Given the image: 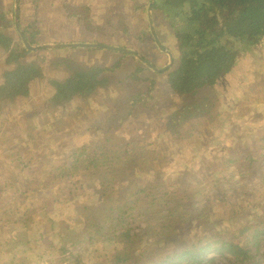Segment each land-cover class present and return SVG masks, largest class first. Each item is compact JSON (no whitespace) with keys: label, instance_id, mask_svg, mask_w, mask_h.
<instances>
[{"label":"rangeland","instance_id":"obj_1","mask_svg":"<svg viewBox=\"0 0 264 264\" xmlns=\"http://www.w3.org/2000/svg\"><path fill=\"white\" fill-rule=\"evenodd\" d=\"M15 4L16 0H0V12L7 13L6 19L10 24L15 18ZM18 4L24 22L32 19L30 24H35V32H40L49 45L94 42L91 44L135 52L158 69L169 65V57L159 51L150 34L146 13L134 7V4L145 6L146 0H18ZM83 8L88 12L78 16ZM153 15L158 38L173 53L176 65L178 57L173 33L168 24L163 23L161 18L155 19V13ZM8 33L19 41L15 27L8 28ZM92 50L39 52V62L48 80L35 82L31 97L20 99L11 107L12 110H0V264H63L58 259L40 258L42 252L34 246L38 238L36 234L44 229L46 219L42 207L44 200L40 196L45 189L40 185L50 182L60 172L59 164L67 159L72 150L91 141L116 143L120 138H129L130 143L134 141L132 143L148 146L159 139L156 145L149 148L155 156L153 162L164 167L155 177L165 182H179L182 187L193 191L194 203L198 204L206 221L192 223L190 232H201L213 221L220 220L224 224L218 227L228 228L263 215L264 183L253 181L255 177L261 179V174L264 175L261 160L251 166H247L248 162L242 171L236 168L221 171L212 165L232 154L241 155L247 151L259 154L264 160V151H260L264 147V50L248 55L214 89H206L184 100L174 96L175 101L171 99L170 103H164L162 107L165 108L156 112L146 109L144 104L136 110L128 105L121 111L119 109L131 96V87L142 86L139 82L145 79L155 80L157 91L163 92L161 96L165 97L167 74L142 69L137 83L133 80L124 83L123 80L136 71L138 60L133 56L124 60L116 56L123 53ZM37 57L34 55L26 62L35 61ZM4 59L0 50V84L1 73L5 69ZM119 62L122 67L108 74L112 81L109 88L94 92L87 99V104L77 101L53 113L41 108L46 99L55 93L50 81L66 78L65 71L55 65L64 63L79 74L91 67L109 69ZM137 86V91L143 89ZM200 103L203 104V111L196 118H190L185 123L179 121V116L173 118L184 107L195 109ZM207 111L212 118L201 121ZM125 115H129V120L121 124ZM111 125L115 131L109 140L103 139L105 135L99 129L107 130ZM182 128L186 129V137L180 142L167 139ZM20 137L28 142L20 141L17 145L18 141H15ZM21 146L26 147V151L17 155L16 159L15 149ZM167 146L171 148L168 151ZM98 166V169L91 168L95 173L85 178L83 189L79 185L76 189L73 184L67 186L63 195L78 194L69 206L65 205L61 212H53L52 209L49 214L59 224L66 219L70 226L76 224L78 231H70L66 235L73 241V251L85 255V264H124L117 249L104 251L103 248L92 250L90 247L92 238L105 240L110 237L102 238L100 228L102 230L105 224H112L111 220L105 221V217L110 216V207L98 204L101 199V195L97 196L99 190L94 188L91 191V187H96L100 181L103 184L105 179H112L117 185H128L131 181L130 177L121 180L118 175H113L120 166L104 169L102 161ZM198 173H206L207 180L213 176L220 177L223 173V182L217 185L204 180L198 182L201 180L197 179ZM98 174L102 180L97 177ZM50 185L47 188L59 187L62 193L61 181ZM188 197L192 196L185 198ZM22 218H25L23 223ZM51 223H46V229H50ZM27 226L32 228V232L27 233ZM84 230L88 231V239L82 237ZM87 245L92 252H83ZM16 259L22 262H16ZM217 263L226 264L223 260Z\"/></svg>","mask_w":264,"mask_h":264},{"label":"trees","instance_id":"obj_2","mask_svg":"<svg viewBox=\"0 0 264 264\" xmlns=\"http://www.w3.org/2000/svg\"><path fill=\"white\" fill-rule=\"evenodd\" d=\"M151 3L152 0H146L145 6L134 4V7L145 14ZM85 11L79 12V16L88 12L87 9ZM152 12L157 17L155 19L161 18L163 23L168 24L176 41L175 52L178 58L175 68L167 73V85L172 94L160 97L156 81L145 79L139 82L142 86L131 87V96L120 111L127 105L136 110L141 104L146 109L161 111L165 108L162 107L164 103H170L171 99L175 101L174 96L184 100L195 97L206 89H214L248 55L264 50V0H154ZM6 17L5 12H0V50L5 56V69L1 73L0 110H12L11 107L20 99L31 97L35 82L48 80L39 62L40 53H30L20 39L16 41L8 35V28L14 27L15 22L13 20L12 24L8 23ZM31 28L29 25L23 29L28 42L33 47L46 45L43 37L30 32ZM84 50L93 52L92 49ZM34 55L38 56L35 61L26 62ZM116 56H120L121 60L132 59L123 54ZM55 66L65 71L66 78L63 81H50L55 93L41 106L48 113L65 109L77 101L87 104V99L94 92L106 90L112 84L108 74L122 67L119 62L109 69L91 67L78 74L64 63ZM142 69L147 70L137 61L136 71L123 82L133 80L137 83L143 73ZM136 86L143 89L137 91ZM201 111L202 103L195 109L184 107L173 118L179 116V121L185 123L190 118H196ZM124 118L121 124L129 120V115ZM211 118V113L207 111L200 120ZM101 129V134L105 135L103 139L106 140L115 131L112 125L107 130L102 127L99 130ZM185 130H176L167 139L180 142L186 137ZM24 139L20 137L15 142L18 141L19 145ZM128 140L129 138H120L116 143L91 141L72 150L67 159L59 164L60 172L50 182L40 185L45 189L40 196L44 200L42 207L46 213L44 229L36 234L38 238L34 241L35 248L42 252L40 258L58 259L63 264L74 261L85 264V255L73 251V241L66 235L70 231H78L76 224L70 226L67 219L59 224L49 213L52 209L53 212H61L65 205L69 206L72 198L78 194L63 195L67 186L73 184L76 189L79 185L83 189L85 178L95 173L91 168L98 169V164L102 161L104 169L120 166L113 175H118L121 180L130 177L131 181L128 185H117L116 181L105 179L103 184L100 181L96 187H91V191L94 188L99 190L97 196L101 195V199L98 204L110 207V216L105 217V221H112L111 225L105 224L106 227L102 230L100 228L101 237L110 236L108 239L92 238L89 241L92 250L103 248L104 251H110L115 248L124 264H218L219 260L226 264H264V207L261 208L263 215L260 218L246 220L228 228L218 227L224 224L220 220L213 221L201 232H190L189 226L192 223L206 221L198 204L194 203L193 191L182 187L179 182H165L155 177L164 167L153 162L152 158L155 156L149 148L156 145L159 139L148 146L132 143L134 141L130 143ZM170 149L166 147L167 151ZM25 151L24 146L15 149L16 159L17 155ZM260 151H264V147ZM248 153L249 151L241 155L232 154L226 159L215 161L212 167L221 171L233 168L242 171L248 162L247 166L259 160L264 164L262 156L249 153L248 158ZM261 177H255L253 181L264 183V175L261 174ZM76 179L78 180L75 181ZM197 179H201L198 182L204 180L205 183L217 185L223 182V173H220V177L213 176L208 180L206 173H198ZM58 181L63 186L62 193L59 187L47 188L49 184L51 187ZM186 196L192 197L185 198ZM37 214L34 213L36 217ZM24 219L22 218L21 223ZM48 221L53 222L49 230L46 229ZM28 232H32L29 226ZM81 234L83 239L89 238L87 230ZM83 252L92 251L87 245ZM17 261L22 262L21 259H16Z\"/></svg>","mask_w":264,"mask_h":264},{"label":"water","instance_id":"obj_3","mask_svg":"<svg viewBox=\"0 0 264 264\" xmlns=\"http://www.w3.org/2000/svg\"><path fill=\"white\" fill-rule=\"evenodd\" d=\"M154 0H152V3L150 4L148 10H147V17L149 21V27H150V34L158 47L159 51L163 53L164 55L169 57V65H167L163 69H158L155 66H153L150 62L147 60L143 59L141 56H139L137 53L129 51V50H124V49H117L113 48L110 46H104V45H96V44H75V45H46V46H38V47H33L26 37L24 36L23 31L20 29V23H19V4L18 0H16L15 4V28L18 33V37L22 44L25 46V49L29 51L30 53H37L39 51H54V50H62V49H97V50H105L109 52H116V53H123L127 54L130 56L135 57L140 63H142L147 69L150 71H153L157 74H167L170 72L174 65H175V57L172 52L166 49L164 45H162L160 39L158 38L157 31H156V26H155V21H154V15L152 12V6H153Z\"/></svg>","mask_w":264,"mask_h":264},{"label":"crops","instance_id":"obj_4","mask_svg":"<svg viewBox=\"0 0 264 264\" xmlns=\"http://www.w3.org/2000/svg\"><path fill=\"white\" fill-rule=\"evenodd\" d=\"M2 5H3V3H2ZM1 8V7H0ZM85 9L86 8H83V9H80V11L79 12H81V13H83L84 11H85ZM0 10H2V9H0ZM148 10V9H147ZM15 13H16V11H15ZM146 15H147V11H146ZM6 16H7V13H6ZM78 16H79V14H78ZM107 19V18H106ZM31 20L32 19H30V20H28V21H26V22H24V20L22 19V16L20 15V12H19V23H20V29L23 31V29H25V28H28L29 27V25H31L32 26V28H31V30H30V32L32 33V34H34V35H40L41 37H42V35H41V33L40 32H35V24L34 23H32V24H30V22H31ZM14 22H15V18H14ZM9 23V22H8ZM86 23L87 22H85V20H84V25H86ZM88 24L90 25V26H92L91 25V21H89L88 22ZM14 27H15V25H14ZM25 27V28H24ZM15 34L17 35V37H18V33H17V31H16V28H15ZM9 35V34H8ZM12 37V36H11ZM45 40V38H43V41ZM88 42V41H87ZM46 45H49V44H47L46 42H44ZM91 43H94V42H91ZM91 43H82V44H91ZM46 45H42V46H46ZM56 45H58V44H56ZM68 45H71V44H68ZM75 45V44H74ZM54 51H60V50H54ZM44 52V51H43ZM47 52H49V51H47ZM232 73V72H231ZM221 82V81H220ZM167 87V91L165 92L166 93V95H170V94H172V91L170 90V88L168 87V85H166ZM162 93L163 92H158L157 91V94L160 96V97H162V98H164L163 96H161L162 95Z\"/></svg>","mask_w":264,"mask_h":264},{"label":"clouds","instance_id":"obj_5","mask_svg":"<svg viewBox=\"0 0 264 264\" xmlns=\"http://www.w3.org/2000/svg\"><path fill=\"white\" fill-rule=\"evenodd\" d=\"M42 46V45H41ZM39 52H42V51H39ZM38 53V52H37Z\"/></svg>","mask_w":264,"mask_h":264}]
</instances>
